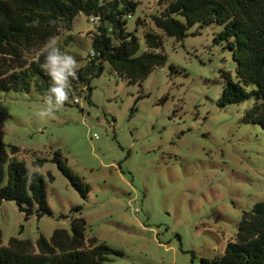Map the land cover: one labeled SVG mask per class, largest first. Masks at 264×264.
<instances>
[{
    "label": "rangeland",
    "instance_id": "obj_1",
    "mask_svg": "<svg viewBox=\"0 0 264 264\" xmlns=\"http://www.w3.org/2000/svg\"><path fill=\"white\" fill-rule=\"evenodd\" d=\"M133 1L138 7L126 31L140 40L154 31L162 38L156 52L166 58L145 81L130 84L104 64L90 82V102L78 86L72 95L80 103L73 100L50 121L36 118L42 97L35 92H0L7 152L18 148L16 158L30 173L33 158L59 152L90 187L82 199L46 163L40 174L54 177L47 185L52 217L26 220L13 202H1L0 248L10 239L34 246L56 230L70 235L72 221L83 219L86 249L94 241L122 253L105 264H201L221 257L242 214L264 201V130L242 123L252 102L218 106L225 76L234 80L236 71L231 52L214 44L219 28L196 25L176 41L151 22L163 9L157 0ZM95 31V22L79 16L70 32L54 37L78 71Z\"/></svg>",
    "mask_w": 264,
    "mask_h": 264
},
{
    "label": "trees",
    "instance_id": "obj_2",
    "mask_svg": "<svg viewBox=\"0 0 264 264\" xmlns=\"http://www.w3.org/2000/svg\"><path fill=\"white\" fill-rule=\"evenodd\" d=\"M157 2L163 9L151 16V22L168 38L181 41L196 25L219 28L214 44L231 52L236 71L234 80L225 76L218 106L252 102L243 112L242 123L264 130V0ZM137 7L133 0H0V92L33 91L42 97L50 81L41 68L40 49L61 32H70L79 16L96 18L97 22L91 38L93 56L89 55L88 63L77 72L72 93L82 85L85 99L90 102V82L103 72L104 64L130 84L145 81L153 70L164 66L166 58L156 52L162 46V38L154 31L147 30L143 40L126 31V20ZM140 26L143 27L138 19L136 27ZM72 93L64 106L73 102ZM18 152L16 147L7 152L0 132V203L13 202L26 220L32 216L52 217L47 185L54 182V177L50 173L45 177L40 174L46 163L55 164L70 186L86 199L90 187L71 173L59 152L50 160L33 158L31 173L17 160ZM72 211H81V207ZM85 226L83 219H75L70 235L56 230L49 240L40 236L34 246L10 239L7 247L0 248V264H105L111 255L122 256L121 252L94 241L86 249ZM201 264H264V201L242 214L235 239L227 242L223 255L201 260Z\"/></svg>",
    "mask_w": 264,
    "mask_h": 264
},
{
    "label": "clouds",
    "instance_id": "obj_3",
    "mask_svg": "<svg viewBox=\"0 0 264 264\" xmlns=\"http://www.w3.org/2000/svg\"><path fill=\"white\" fill-rule=\"evenodd\" d=\"M43 56L42 70L49 78L47 92L42 96V107L36 112V118L50 121L69 101L72 93V81L76 79L80 67L73 55L61 50L55 38L44 43L39 52Z\"/></svg>",
    "mask_w": 264,
    "mask_h": 264
},
{
    "label": "built area",
    "instance_id": "obj_4",
    "mask_svg": "<svg viewBox=\"0 0 264 264\" xmlns=\"http://www.w3.org/2000/svg\"><path fill=\"white\" fill-rule=\"evenodd\" d=\"M90 19H91V21H92V22H97V19H96V18H90ZM90 55H91V56H93V53H92V52H90ZM74 103H75V104H79V103H80V101H79V100H77V99H75V100H74Z\"/></svg>",
    "mask_w": 264,
    "mask_h": 264
}]
</instances>
